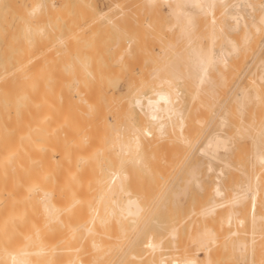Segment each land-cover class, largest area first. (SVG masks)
Instances as JSON below:
<instances>
[{
  "label": "bare ground",
  "instance_id": "bare-ground-1",
  "mask_svg": "<svg viewBox=\"0 0 264 264\" xmlns=\"http://www.w3.org/2000/svg\"><path fill=\"white\" fill-rule=\"evenodd\" d=\"M104 1L0 0V264H264V0Z\"/></svg>",
  "mask_w": 264,
  "mask_h": 264
},
{
  "label": "rangeland",
  "instance_id": "rangeland-1",
  "mask_svg": "<svg viewBox=\"0 0 264 264\" xmlns=\"http://www.w3.org/2000/svg\"><path fill=\"white\" fill-rule=\"evenodd\" d=\"M100 1H101V0H100ZM100 3L103 4V6H102V4L100 5V9H101L102 11H106V9H107V7H108V6H107L108 3L105 2V1L103 2V0H102V2H100ZM101 6H102V8H104V9H102ZM105 8H106V9H105ZM106 27H107V26H106ZM107 28H108V27H107ZM108 30H110L109 32H111V34L109 35V34H108L109 32L107 31V32H108L107 35H109V36L112 37V35L114 34V32H112V30H113L112 26H110V28H109ZM86 31H88V30H86ZM86 31H85V33H87ZM113 31H114V30H113ZM88 32H89V31H88ZM104 34L106 35V32H105ZM86 35H87V34H86ZM88 35H89V34H88ZM101 35H102V34H101ZM96 37H97V36H96ZM98 37L101 38L100 35H99ZM98 37H97V38H98ZM103 37H104V36H103ZM107 37H108V36H107ZM107 37H106L105 39H108ZM109 38H110V37H109ZM0 39H1V38H0ZM0 41H1V40H0ZM109 59H111V61L113 60L112 58H109ZM151 63H152V62H151ZM148 64H149V63H148ZM151 66H153V65H150V67H149V65H148L147 67L152 68ZM216 74H217V73H214V75H216ZM122 78H123V77H121V79H119V80L116 81V82H118V83H115V82H114L113 87H115V89H117V90H118V89H123V87L125 86L126 77H124L123 79H122ZM124 79H125V81H124ZM119 83H120V86H119ZM116 84H117V85H116ZM123 85H124V86H123ZM219 89H221V87L218 88V91H219V92H218V96H220V90H219ZM222 89H223V86H222ZM224 90H225V89H224ZM221 91H222V90H221ZM223 92H224V91H222V93H223ZM221 95H222V94H221ZM220 97H221V96H220ZM223 99H224V94L222 95L221 98H219V102H218L219 104H218V107L220 106L221 101H222ZM218 107H217V108H218ZM217 108H216V109H217ZM216 109H215V110H216ZM215 110H214V111H215ZM222 113H223V112H222ZM222 113H221V114H222ZM213 115H214V112L212 113V116H213ZM218 120H219V119H217L216 122L214 123V127H213L212 130H216V127L220 129L219 125L217 124ZM216 124H217V125H216ZM215 125H216V126H215ZM214 128H215V129H214ZM219 129H217V130H219ZM198 131L200 132V129H198ZM200 133H201V132H200ZM201 144H202V143H201ZM220 164H221V165H220ZM215 165H216V167H220V166H222V163L218 162V163H216ZM192 186H195V185H194V184H191V185L189 186V190H188V191H189L190 194H186V196H185V197H188V198L185 199V198L183 197V196L185 195V194H184V195H182V196L180 197L181 199H179L180 202L183 203V205H181L182 208H180L181 212L184 211L185 209H186L185 211H186L187 213H188L189 211L193 210L194 204H196V200L198 201L197 203H200V204H199V205L196 204L195 206H197V205H198V206H200V205L202 206V204L205 202V201L203 202V200H202L203 198L201 197V196H204V194L201 193V192H203V191L200 192V191H199L200 189H199L197 186H195L194 188H193ZM192 188H193V189H192ZM196 189H198V190H197V192H198V197L201 195V196H200V197H201L200 199H198V198L196 197V196H197V195H196L197 193L195 192ZM190 191H191V192H190ZM187 193H188V192H187ZM191 193H192V194H191ZM195 193H196V194H195ZM200 193H201V194H200ZM193 197H195L196 200H195V198H193ZM190 198H192V200H191ZM204 199H205V197H204ZM190 200H191V202H189ZM199 200H200V201H199ZM201 201H202L203 203H202ZM186 203H187V206H189V205L191 204V209H190V206H189V208H188V207L185 205ZM189 203H190V204H189ZM180 204H181V203H180ZM181 206H180V207H181ZM198 206H197V207H198ZM184 207H186V208L183 210ZM173 208H174V207H173ZM187 208H188V209H187ZM195 208H196V207H195ZM195 208H194V209H195ZM199 208H201V207H199ZM187 210H188V211H187ZM185 211H184V213H185ZM182 213H183V212H182ZM145 237H146V236H143V235H142V236L139 238V243H138V244L142 243V242L145 240ZM263 251H264V250H263ZM263 251H261V252L264 253ZM201 256H203V254H201Z\"/></svg>",
  "mask_w": 264,
  "mask_h": 264
}]
</instances>
